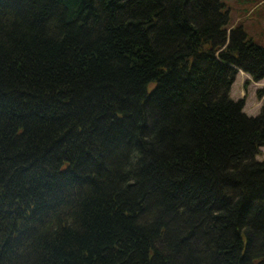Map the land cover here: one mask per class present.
<instances>
[{
	"label": "trees",
	"instance_id": "16d2710c",
	"mask_svg": "<svg viewBox=\"0 0 264 264\" xmlns=\"http://www.w3.org/2000/svg\"><path fill=\"white\" fill-rule=\"evenodd\" d=\"M224 8L0 0V264H264V102L230 96L264 46Z\"/></svg>",
	"mask_w": 264,
	"mask_h": 264
},
{
	"label": "rangeland",
	"instance_id": "374dc122",
	"mask_svg": "<svg viewBox=\"0 0 264 264\" xmlns=\"http://www.w3.org/2000/svg\"><path fill=\"white\" fill-rule=\"evenodd\" d=\"M225 10L229 12V27H243L248 37L256 44L264 46V0H224ZM233 85L231 95L234 99H241L246 95L245 112L249 116H257L260 113L258 90H264V80L254 82L244 70ZM245 86L247 89H245ZM245 93H244V92ZM257 156V160L264 162V147Z\"/></svg>",
	"mask_w": 264,
	"mask_h": 264
}]
</instances>
